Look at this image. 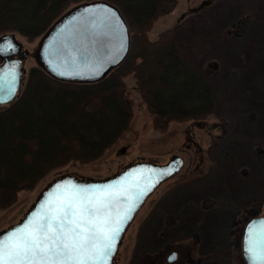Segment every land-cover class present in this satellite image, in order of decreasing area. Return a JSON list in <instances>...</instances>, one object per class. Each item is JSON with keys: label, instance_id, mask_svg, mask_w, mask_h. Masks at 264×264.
I'll list each match as a JSON object with an SVG mask.
<instances>
[{"label": "trees", "instance_id": "1", "mask_svg": "<svg viewBox=\"0 0 264 264\" xmlns=\"http://www.w3.org/2000/svg\"><path fill=\"white\" fill-rule=\"evenodd\" d=\"M89 1L94 0H0V36L15 32L29 39L41 37L63 13ZM102 1L115 5L125 19L130 31L129 53L96 83L62 82L39 67L32 68L17 99L0 106V209L13 205L21 191L33 190L51 171L71 161L94 162L116 143L133 117L125 81L128 75H132L153 128L159 132H165L171 123L202 121L210 116L226 121L215 96L217 84L222 102L238 95L241 101L250 103L240 113L242 119L233 115L229 118L226 123L231 137L222 132V139L238 137V124L264 117V0L207 2L153 40L148 33L161 17L173 12L177 0ZM208 53H214L213 57ZM191 57L201 58L197 67ZM227 58H232L231 64L223 67L222 61ZM249 140L246 158L251 161L241 163V167L255 175L256 187L262 190L264 134ZM241 150L230 141L223 153L238 159ZM237 186L228 188V211L216 210L210 223L211 235L221 231L219 225L232 217L238 216L244 226L263 215L264 201L257 196L232 200ZM215 195L207 198L216 202L220 195ZM166 215L174 225L182 220L173 209ZM160 224L163 230L156 232L165 239L172 223ZM192 228L194 235L203 230L194 222ZM238 234L233 246L241 241ZM161 240L159 248L156 246L142 263L162 264L164 247L173 245ZM147 246L140 247L142 256L147 254ZM207 255L202 254L203 263L208 262Z\"/></svg>", "mask_w": 264, "mask_h": 264}, {"label": "rangeland", "instance_id": "2", "mask_svg": "<svg viewBox=\"0 0 264 264\" xmlns=\"http://www.w3.org/2000/svg\"><path fill=\"white\" fill-rule=\"evenodd\" d=\"M211 1L213 0H177L178 3L173 12L161 17L155 23L153 29L148 33L149 38L155 39L160 32L180 24L187 16ZM6 34L14 35L22 49L28 51L23 63L26 71L25 84L29 71L38 67L33 52L41 37L29 39L15 32ZM213 55L214 53H208L210 57ZM197 60H193L192 57L190 59L195 67L199 65L198 61L201 62V58ZM229 60L232 58H227L226 62L222 61L223 67L226 65L229 67L231 64ZM125 81L128 96L133 103V117L116 143L98 160L85 164L71 161L65 166L51 171L33 190L21 191L13 205L6 209H0V231L18 222L34 202L40 190L62 174L69 173L100 179L113 175L124 166L137 161L165 164L171 156L176 155L185 161L182 170L174 178L161 184L147 199L128 228L113 264H144L142 262L149 258V254L161 245V239L169 240L173 247L184 255L182 257L184 260L186 259L185 254L190 252L191 258L195 261L202 260L203 253L208 254V262L201 264H245L242 257L241 241L239 240L233 246L234 236H237L238 233L242 236L241 219L235 216L230 221L222 222L219 225L221 231L216 230L214 235L209 233L210 223L215 218L217 211H228L229 203L226 204V195L229 187H236V185L239 187L235 188L236 191L234 190L232 193L233 201L246 197L254 199L256 196L259 200L264 201V180H262V190H258L255 175L249 174V171L241 167V163L247 164L251 161L246 158L248 155L246 145L250 141L249 138L264 134V117L260 116L258 121L253 123L238 124L240 126V129L237 130L238 137L222 139V132H226L228 137H231L230 126L226 123L229 118L233 115L235 118L242 119L240 113H243L250 103H247L246 100L241 101L238 95L226 98L222 102L217 84L214 85L215 96L220 102V114L222 118H226V121H220L219 118L210 116L202 121L171 123L165 132H159L153 128L151 117L135 88L132 75H128ZM242 132L246 134L245 137L241 136ZM246 136L248 137L246 138ZM218 137L221 139L216 142ZM230 141L235 146L242 148L238 152L240 158L237 159L232 154L223 153ZM261 165L264 166V159ZM247 175H251V177H247ZM244 182L247 183L245 190ZM216 193L218 196L220 195V198L216 200L219 202L218 205L207 198L216 196ZM263 206L261 213L264 215ZM170 209L175 210L176 215L182 220L185 219V222L181 224L182 220H180L174 225V221L166 215ZM160 221L167 222L168 225L172 223L169 229H166L167 237L165 239L161 238L159 232H156L163 230L160 227ZM192 222L196 223L198 228L203 229L202 232H194L198 236L197 239L191 236L193 234L190 231ZM142 245H148L147 254L144 256L141 254L140 247ZM224 255H227L226 258L223 257ZM153 264H159V262H153Z\"/></svg>", "mask_w": 264, "mask_h": 264}, {"label": "snow or ice", "instance_id": "3", "mask_svg": "<svg viewBox=\"0 0 264 264\" xmlns=\"http://www.w3.org/2000/svg\"><path fill=\"white\" fill-rule=\"evenodd\" d=\"M115 20L118 17L114 19L111 10L90 11L79 18L76 31L62 30L64 63L76 66L77 59L71 55L75 50L85 67L97 74L102 64L95 60V46L118 27ZM12 49L11 42L0 45V53ZM14 67L0 75V93L7 98L15 91ZM59 74L81 75L79 71ZM154 186L141 187L127 179L103 187L57 184L40 205V212L0 237V264H109L122 226L138 206L136 202ZM245 251L250 264H264V221L249 227Z\"/></svg>", "mask_w": 264, "mask_h": 264}, {"label": "water", "instance_id": "4", "mask_svg": "<svg viewBox=\"0 0 264 264\" xmlns=\"http://www.w3.org/2000/svg\"><path fill=\"white\" fill-rule=\"evenodd\" d=\"M104 9L111 10V12L114 14V19L115 17H118V20H115V23L118 25V27L114 31L110 32L108 36L101 37L95 46V60L102 64L99 72L93 75L92 72L85 67L83 57L75 50L71 52V55L75 56L77 59L76 66L73 67L70 62L65 64L64 60L66 49L64 45V36H62V30L64 33L74 32L79 27L77 23L79 18L85 16L87 12L96 11L99 13ZM89 19H91V17H89ZM54 41H56V43H53ZM9 42L12 43L13 49L7 53H0V75L9 72V70L15 66V91L14 94L11 95V98H7L3 93H0V106L10 104L17 99L18 95L22 91L24 77L26 74L23 63L26 56L28 55V51L22 49L21 44L15 39L14 35L4 34L0 36V45L6 46ZM129 49L130 31L119 9L109 2L94 0L77 4L63 13L41 36L37 48L33 52V57L38 67L53 79L62 82L88 84L96 83L104 79L109 74V72H111L125 60L129 53ZM62 71H79L81 75L62 76L59 74ZM184 162L185 161L182 157L176 155L171 156L165 164L137 161L125 166L122 170L114 173L113 175L100 179L81 177L69 173L62 174L59 177L53 179L42 190H40L34 202L30 205L23 217L20 218L18 222L1 230L0 237H3L12 230L22 226L31 216L35 215L37 212H40V205L46 201L48 194L54 191L57 184L71 182L77 186L103 187L105 185L115 184L118 181L126 179L131 183H138L141 187L154 184L155 186L152 187L151 190L142 197V200H138L136 202L138 206L132 213H130L131 218L122 226L123 231L119 234V239L115 245V251L109 260V264H113L128 228L145 204L148 197L161 184L179 173L185 164ZM141 170H143L142 175L140 174ZM260 221H264V216L253 218L244 226L241 247L242 257L245 261V264H250L245 251L248 240V229L250 226L257 224ZM175 257L176 254L172 253L167 258V263L174 261Z\"/></svg>", "mask_w": 264, "mask_h": 264}, {"label": "flooded vegetation", "instance_id": "5", "mask_svg": "<svg viewBox=\"0 0 264 264\" xmlns=\"http://www.w3.org/2000/svg\"><path fill=\"white\" fill-rule=\"evenodd\" d=\"M182 170V169H181ZM178 174V173H177ZM176 174V175H177ZM175 175V176H176ZM175 176H173L172 178H174ZM172 178H170V179H172ZM169 179V180H170ZM169 180H167V181H169ZM167 181H165V182H167ZM164 182V183H165ZM244 227V226H243ZM242 231H243V228H242ZM192 237H196L195 239H197V235H191ZM163 253L165 254L164 255V257H163V261H162V264H201L202 263V260H200V259H198V260H193L192 258H191V254H190V252H187L186 254H185V260H184V258H182L184 255H182V253L180 252V251H177L176 250V248H174V247H171V246H166V247H164V251H163ZM172 253H175L176 254V257H175V259H174V261H172L171 263H167V258L172 254Z\"/></svg>", "mask_w": 264, "mask_h": 264}]
</instances>
